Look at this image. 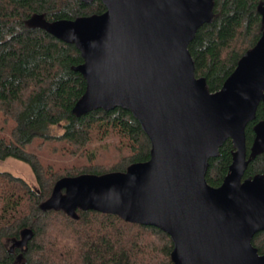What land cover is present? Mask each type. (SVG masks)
<instances>
[{
    "label": "water",
    "instance_id": "obj_1",
    "mask_svg": "<svg viewBox=\"0 0 264 264\" xmlns=\"http://www.w3.org/2000/svg\"><path fill=\"white\" fill-rule=\"evenodd\" d=\"M102 1L101 14L40 23L84 58L77 70L87 90L74 112L131 111L151 140V156L124 172L63 177L43 208L74 218L78 208L97 210L156 226L173 239L175 264H264L252 242L264 230V175L244 177L246 128L264 102V32L211 92L189 44L212 21L214 0ZM261 14L264 22V6ZM227 139L233 162L214 187L209 161ZM254 145L264 149V121Z\"/></svg>",
    "mask_w": 264,
    "mask_h": 264
},
{
    "label": "trees",
    "instance_id": "obj_2",
    "mask_svg": "<svg viewBox=\"0 0 264 264\" xmlns=\"http://www.w3.org/2000/svg\"><path fill=\"white\" fill-rule=\"evenodd\" d=\"M263 6L264 0H214L212 21L201 26L189 44L196 74L206 78L211 92L223 87L262 37ZM105 11L102 0H0V117L16 122L10 138L0 134V160L27 162L38 183L32 187L0 170V264H175L174 241L156 226L80 208L74 218L63 209L42 206L63 177L124 172L151 156V140L131 111L118 107L74 112L87 90V80L77 70L84 58L75 44L55 37L40 23ZM262 121L264 102L246 128L245 178L264 175V149L252 152ZM54 125H61L63 132H51ZM107 138L118 140V159L100 162L102 152L94 143ZM33 145L49 146L50 152L73 161H51L28 149ZM234 152L233 141L227 139L210 159V185L223 183ZM252 242L264 254V230Z\"/></svg>",
    "mask_w": 264,
    "mask_h": 264
},
{
    "label": "rangeland",
    "instance_id": "obj_3",
    "mask_svg": "<svg viewBox=\"0 0 264 264\" xmlns=\"http://www.w3.org/2000/svg\"><path fill=\"white\" fill-rule=\"evenodd\" d=\"M15 125L16 122L14 120L7 121L3 119V117H0V134L5 138H10L11 130ZM63 130L64 129L61 125H54L51 128V132L53 133H62ZM117 142L118 140L116 138H107L105 139V141H97L94 143L96 147H100L98 149L102 152L99 156L100 162H112L118 159L116 152ZM47 143L48 145H50L51 141L48 140ZM260 148V145H254L252 148V152H256ZM28 149L39 152L40 155L48 157L51 161L58 160L59 162L63 161L66 163H71L73 161H66L65 159H62V157H59L57 153L50 152L49 146L44 149H40V147H35V145H33L32 147H28ZM59 162L57 163L59 164ZM0 170L11 172L13 175L21 177L30 186L35 188L38 187L34 172L27 162L15 158L0 160Z\"/></svg>",
    "mask_w": 264,
    "mask_h": 264
}]
</instances>
